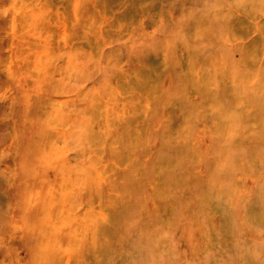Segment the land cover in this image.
Returning a JSON list of instances; mask_svg holds the SVG:
<instances>
[{
  "label": "rangeland",
  "instance_id": "obj_1",
  "mask_svg": "<svg viewBox=\"0 0 264 264\" xmlns=\"http://www.w3.org/2000/svg\"><path fill=\"white\" fill-rule=\"evenodd\" d=\"M261 4L0 0V264H264Z\"/></svg>",
  "mask_w": 264,
  "mask_h": 264
},
{
  "label": "bare ground",
  "instance_id": "obj_2",
  "mask_svg": "<svg viewBox=\"0 0 264 264\" xmlns=\"http://www.w3.org/2000/svg\"><path fill=\"white\" fill-rule=\"evenodd\" d=\"M254 1L257 3V0H254ZM260 1L262 2L261 9H260L259 5H258V8L260 10H264V0H260ZM132 89H134V86H131V84H129V87L127 88L128 93H131L132 92ZM150 89L152 90L153 87H150ZM118 94H119V96L121 94V90L119 89V87H117V90L115 92V95H118ZM151 101H152V99L150 101H148V103H149L148 108H150V109H151V106H152ZM111 110H112V108L109 106L108 103L101 102L99 99H97V97L94 99V102L91 105V111L93 113H97V114L103 116L104 119H106V120L108 118H110V112H111ZM58 121H60V120H57V122ZM132 128H133L132 121L131 122L129 121V123L127 124V133H128L129 138H132V140H134L133 146H134V149H136V147L139 146L140 143H139V140L137 138L136 139L134 138ZM52 130H53V128H50V127L48 128V132H50ZM48 148H50V149H48V151L51 152V154H55V157H56L55 160H56L58 158V156H59V154L57 152V149L54 146H52V145H49ZM44 152H45L44 153V156H47V155L50 154V153H48L45 150H44ZM56 153L58 154V156H56L57 155ZM49 157H51V155L48 156L47 159H50ZM53 158H54V156H53ZM101 159H102L101 157H98L96 155L95 156V159L92 160V163H91L90 168H91V173L94 175V177H96L98 180H100L102 182H105L102 185H104V187H106L109 190L115 191V193L120 192L121 190L123 192H127L128 191V188H124L123 186H119V184L116 183V178L114 177L115 174H111L110 175V173H107L109 170L106 169V167H107V165L109 163H105ZM44 160H46V159H44ZM52 160H54V159H52ZM49 162H51V159L49 160ZM54 163L57 164V161L54 162ZM59 163H61V166H63L67 162H66L65 159H63V160L62 159H59ZM56 164H53L52 167L54 166L55 169H58V168H56V166H57ZM109 167L112 169V165H109ZM55 169H54V171H55ZM117 218H118V215L117 214H115L113 216H107L105 214H102L100 216H93L92 222L90 224L92 232L98 233V235L101 234L102 237L107 238L108 237V234L109 235L110 234H113L112 231H115L116 230L115 228H116V220H118ZM119 240L121 242L122 238H119Z\"/></svg>",
  "mask_w": 264,
  "mask_h": 264
}]
</instances>
